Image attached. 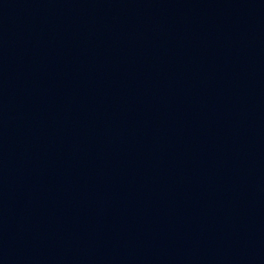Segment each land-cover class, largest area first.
Segmentation results:
<instances>
[{"label":"water","instance_id":"1","mask_svg":"<svg viewBox=\"0 0 264 264\" xmlns=\"http://www.w3.org/2000/svg\"><path fill=\"white\" fill-rule=\"evenodd\" d=\"M0 264H264V0H0Z\"/></svg>","mask_w":264,"mask_h":264}]
</instances>
